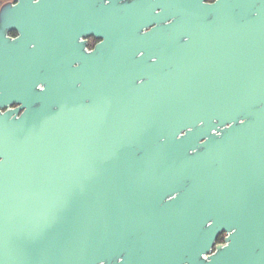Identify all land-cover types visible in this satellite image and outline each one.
<instances>
[{
  "label": "water",
  "instance_id": "1",
  "mask_svg": "<svg viewBox=\"0 0 264 264\" xmlns=\"http://www.w3.org/2000/svg\"><path fill=\"white\" fill-rule=\"evenodd\" d=\"M0 264H264V0L3 3Z\"/></svg>",
  "mask_w": 264,
  "mask_h": 264
},
{
  "label": "flooded vegetation",
  "instance_id": "2",
  "mask_svg": "<svg viewBox=\"0 0 264 264\" xmlns=\"http://www.w3.org/2000/svg\"><path fill=\"white\" fill-rule=\"evenodd\" d=\"M9 1V0H8ZM11 36H15V33H10ZM87 49H91L93 45L95 44V40L92 37H88L87 39ZM227 236V233L225 231L221 232L217 239L215 240V244H224L225 243V237Z\"/></svg>",
  "mask_w": 264,
  "mask_h": 264
},
{
  "label": "clouds",
  "instance_id": "3",
  "mask_svg": "<svg viewBox=\"0 0 264 264\" xmlns=\"http://www.w3.org/2000/svg\"><path fill=\"white\" fill-rule=\"evenodd\" d=\"M5 2H7V0H0V5H2Z\"/></svg>",
  "mask_w": 264,
  "mask_h": 264
},
{
  "label": "rangeland",
  "instance_id": "4",
  "mask_svg": "<svg viewBox=\"0 0 264 264\" xmlns=\"http://www.w3.org/2000/svg\"><path fill=\"white\" fill-rule=\"evenodd\" d=\"M8 1V0H7ZM1 6V5H0Z\"/></svg>",
  "mask_w": 264,
  "mask_h": 264
},
{
  "label": "trees",
  "instance_id": "5",
  "mask_svg": "<svg viewBox=\"0 0 264 264\" xmlns=\"http://www.w3.org/2000/svg\"><path fill=\"white\" fill-rule=\"evenodd\" d=\"M96 41V40H95Z\"/></svg>",
  "mask_w": 264,
  "mask_h": 264
}]
</instances>
